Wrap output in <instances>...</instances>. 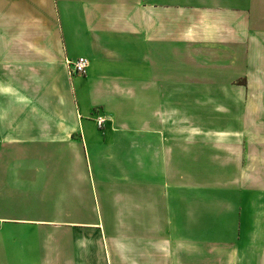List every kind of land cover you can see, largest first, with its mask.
<instances>
[{"label": "crops", "instance_id": "crops-1", "mask_svg": "<svg viewBox=\"0 0 264 264\" xmlns=\"http://www.w3.org/2000/svg\"><path fill=\"white\" fill-rule=\"evenodd\" d=\"M261 116L264 0H0V264H264ZM229 149L235 208L196 204L179 164ZM125 163L104 178L139 221L84 220L85 170Z\"/></svg>", "mask_w": 264, "mask_h": 264}, {"label": "rangeland", "instance_id": "rangeland-1", "mask_svg": "<svg viewBox=\"0 0 264 264\" xmlns=\"http://www.w3.org/2000/svg\"><path fill=\"white\" fill-rule=\"evenodd\" d=\"M210 108V107H209ZM237 110V109H236ZM239 113L241 111L237 110ZM234 111H232L233 113ZM244 112V123L250 124V127L252 125V120L249 119L250 115L247 114V110L243 108ZM211 113V119L210 120H201L202 123L205 125H210L211 127H215L217 125H224L226 123L233 124L234 121V115L232 113H229V115H223L219 112H212ZM230 117V118H229ZM258 117L254 118L257 120ZM261 121L264 122V116L260 117ZM211 123V124H210ZM261 137L264 136V132L260 134ZM110 136H107V139H109ZM223 139V138H222ZM219 141L220 138H217ZM224 140H227V138H224ZM229 141H234V138L231 136L228 137ZM126 144V143H125ZM125 145L121 144L117 147L116 151L121 153L124 149ZM215 151V150H213ZM227 156V163L220 165V161L218 157H215V161L213 163H205V165H201L200 163H197L195 165L190 164L189 162L183 161L179 164L178 168L180 171H190V172H196V178L194 181L190 183H194L196 187V204L199 205H211L216 206V208L219 207H226L228 210H233L236 205L237 196H235V189L237 186L241 184V182H238L236 179H233L236 176L237 172V166H236V160H235V149H229ZM215 153H219V150L215 151ZM223 156H226L225 154H222ZM214 159V158H213ZM203 160V159H201ZM226 160V158H225ZM131 166L129 163H125L123 166L120 165H95L93 166V171H86L85 170V181L83 186V208L86 212H84V220L89 221H101L104 223L105 229L107 227L114 228L116 224H120L123 226L124 223V217L126 216L127 219H132L135 222L139 221V213H132L127 214L123 211V208L121 205H123L124 201L122 197L116 196V208H113L111 206V202H113V198H111L112 194L114 193L113 183L110 180L105 179V176H113L115 175L116 171H120L123 169L125 173H127V170L129 172ZM177 168V167H176ZM264 174V170H263ZM209 179H205V178ZM228 177V179H226ZM128 181H121L116 182L117 184L115 190H118V193H122L125 190L133 191L134 187L132 185L127 184ZM181 183H187V181H181ZM227 188L229 191L226 192ZM211 189V191H210ZM257 192L255 191H245L244 198H245V204H251V199L253 198V194ZM120 205V206H119ZM108 206H110V210L112 212H108ZM118 206V207H117ZM114 209H117L116 211H113ZM126 212H129L128 210ZM227 214H232L231 212H228ZM229 215H224V221L226 220L227 226L231 227L233 218ZM250 215L247 214L245 217L248 221H250ZM115 220L116 224L113 222ZM247 224L244 226L240 225V227L243 229V232L241 234L242 237H246L249 228H247ZM244 228H247L244 230ZM126 228H121L120 231L125 230ZM117 231V229H115ZM246 231V232H245ZM240 236V237H241ZM249 236L247 237L248 240ZM132 264H138V262H132Z\"/></svg>", "mask_w": 264, "mask_h": 264}, {"label": "built area", "instance_id": "built-area-1", "mask_svg": "<svg viewBox=\"0 0 264 264\" xmlns=\"http://www.w3.org/2000/svg\"><path fill=\"white\" fill-rule=\"evenodd\" d=\"M67 72L69 76L72 75H82L85 74L88 66H89V60L85 56H77L73 60H67ZM104 121V118L102 116H98L95 119V123L97 126H101Z\"/></svg>", "mask_w": 264, "mask_h": 264}]
</instances>
